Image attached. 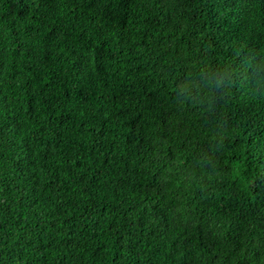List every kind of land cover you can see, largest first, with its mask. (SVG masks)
<instances>
[{
  "label": "trees",
  "instance_id": "obj_1",
  "mask_svg": "<svg viewBox=\"0 0 264 264\" xmlns=\"http://www.w3.org/2000/svg\"><path fill=\"white\" fill-rule=\"evenodd\" d=\"M0 264H264V0H0Z\"/></svg>",
  "mask_w": 264,
  "mask_h": 264
}]
</instances>
